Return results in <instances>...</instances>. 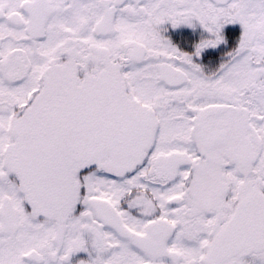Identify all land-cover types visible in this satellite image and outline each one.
Wrapping results in <instances>:
<instances>
[{
    "label": "snow or ice",
    "instance_id": "obj_1",
    "mask_svg": "<svg viewBox=\"0 0 264 264\" xmlns=\"http://www.w3.org/2000/svg\"><path fill=\"white\" fill-rule=\"evenodd\" d=\"M0 264H264V0H0Z\"/></svg>",
    "mask_w": 264,
    "mask_h": 264
}]
</instances>
